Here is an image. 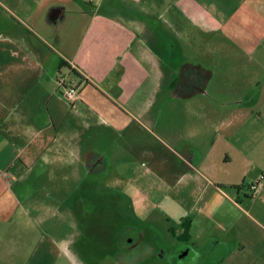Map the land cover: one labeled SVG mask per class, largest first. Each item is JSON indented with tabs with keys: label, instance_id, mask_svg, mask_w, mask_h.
<instances>
[{
	"label": "crops",
	"instance_id": "obj_1",
	"mask_svg": "<svg viewBox=\"0 0 264 264\" xmlns=\"http://www.w3.org/2000/svg\"><path fill=\"white\" fill-rule=\"evenodd\" d=\"M204 3L18 0L13 11L0 3L5 9L0 14V245L12 233L8 228L18 225L22 198L31 202L36 196L31 181H53V164L63 170L69 156L78 162L92 158L84 155L82 126L109 127L105 138L112 165L117 145L132 142L134 113L146 115L156 104L158 126L183 151L177 150L172 175L176 201L189 213L190 252L203 244L199 256L206 264H264V124L259 120L264 81L251 101L235 86L219 91L231 101L219 100L213 70L187 61L186 45L223 29L221 18ZM165 52L185 62L181 68L191 64L209 70L210 78L199 90L174 73L167 78ZM62 61L73 75L69 83L62 77ZM61 79L79 86L77 101L62 94ZM202 97L216 99L217 107L211 100L196 114L191 104ZM99 113L111 121H96ZM253 170L260 175L259 186L256 195L245 194L239 181ZM224 186L236 198L223 201ZM242 195L261 219L243 206ZM193 211L204 216L196 219ZM194 228L203 229L205 237L194 236Z\"/></svg>",
	"mask_w": 264,
	"mask_h": 264
},
{
	"label": "rangeland",
	"instance_id": "obj_2",
	"mask_svg": "<svg viewBox=\"0 0 264 264\" xmlns=\"http://www.w3.org/2000/svg\"><path fill=\"white\" fill-rule=\"evenodd\" d=\"M17 1L0 3L13 11ZM198 1H205L207 10L221 18L223 29L198 36L196 43L186 45L184 57L213 70L219 100L231 101L219 91L235 86L238 92L243 90L245 101H251L254 89L264 81V0ZM4 11L0 5V14ZM164 59L165 65L170 64L167 78L172 73L181 77L185 62L170 58L168 52ZM62 77L67 83L73 77L66 66H62ZM221 79L225 83L219 84ZM211 100L217 107L218 101L209 97L194 99L191 107L198 114ZM150 108L146 115L134 113L138 120L132 121V142L117 145L112 165L105 138L109 127L102 123L92 130L81 127L84 155L90 154L92 161L85 157L78 162L69 156L63 170L53 164V181H31L36 183V196L31 202L22 198L20 213L15 216L18 225L8 228L12 233L6 234L4 245H0V264H206L199 256L204 252L203 244L198 245L200 250L190 252L193 245L183 236L189 213L175 198L172 174L177 167V150L183 151L158 126V106ZM260 111H264V105ZM93 117L111 121L104 113ZM261 117L262 125L264 114ZM195 118L202 130L201 119L197 115ZM245 138L256 140L250 133H245ZM60 174H69V178L63 179ZM258 174L253 170L246 180L239 181L244 183L241 188L245 194L256 195L250 186L260 179ZM235 194L231 187L224 186L219 197L227 202L230 197L236 198ZM245 199L242 195L243 206L261 219ZM194 214L196 219L204 216L203 212ZM191 233L205 237L201 228Z\"/></svg>",
	"mask_w": 264,
	"mask_h": 264
},
{
	"label": "trees",
	"instance_id": "obj_3",
	"mask_svg": "<svg viewBox=\"0 0 264 264\" xmlns=\"http://www.w3.org/2000/svg\"><path fill=\"white\" fill-rule=\"evenodd\" d=\"M61 66H66V62L62 61ZM210 71L199 66V65H191L187 64L182 71V75L178 79H186V84H188L187 80L192 81L195 90H199L201 86H203L204 82H206L210 78ZM186 230L185 234L183 235L184 238H188L189 235V227H190V220L185 222Z\"/></svg>",
	"mask_w": 264,
	"mask_h": 264
},
{
	"label": "built area",
	"instance_id": "obj_4",
	"mask_svg": "<svg viewBox=\"0 0 264 264\" xmlns=\"http://www.w3.org/2000/svg\"><path fill=\"white\" fill-rule=\"evenodd\" d=\"M60 85L63 86L64 92L63 95L71 102H75L79 99L80 97V92H79V86L77 85H66L65 81L62 79L60 80ZM263 178V175L261 176V179ZM259 184L258 183H252L250 188L252 191L256 193L258 189Z\"/></svg>",
	"mask_w": 264,
	"mask_h": 264
},
{
	"label": "flooded vegetation",
	"instance_id": "obj_5",
	"mask_svg": "<svg viewBox=\"0 0 264 264\" xmlns=\"http://www.w3.org/2000/svg\"><path fill=\"white\" fill-rule=\"evenodd\" d=\"M182 254V253H181Z\"/></svg>",
	"mask_w": 264,
	"mask_h": 264
}]
</instances>
